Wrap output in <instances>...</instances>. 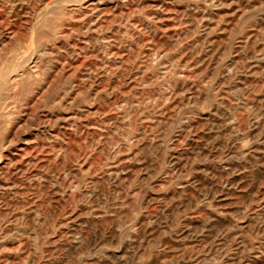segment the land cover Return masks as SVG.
I'll return each mask as SVG.
<instances>
[{"label": "rangeland", "instance_id": "1", "mask_svg": "<svg viewBox=\"0 0 264 264\" xmlns=\"http://www.w3.org/2000/svg\"><path fill=\"white\" fill-rule=\"evenodd\" d=\"M0 264H264V0H0Z\"/></svg>", "mask_w": 264, "mask_h": 264}]
</instances>
